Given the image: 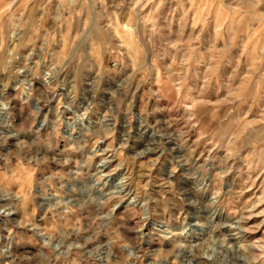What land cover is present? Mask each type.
<instances>
[{
	"label": "rangeland",
	"instance_id": "1",
	"mask_svg": "<svg viewBox=\"0 0 264 264\" xmlns=\"http://www.w3.org/2000/svg\"><path fill=\"white\" fill-rule=\"evenodd\" d=\"M0 264H264V0H0Z\"/></svg>",
	"mask_w": 264,
	"mask_h": 264
},
{
	"label": "bare ground",
	"instance_id": "2",
	"mask_svg": "<svg viewBox=\"0 0 264 264\" xmlns=\"http://www.w3.org/2000/svg\"><path fill=\"white\" fill-rule=\"evenodd\" d=\"M57 200V199H56ZM215 214V213H214ZM221 215V214H220Z\"/></svg>",
	"mask_w": 264,
	"mask_h": 264
}]
</instances>
